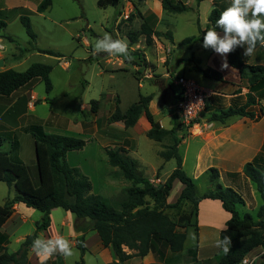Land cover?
Here are the masks:
<instances>
[{"label": "rangeland", "instance_id": "obj_1", "mask_svg": "<svg viewBox=\"0 0 264 264\" xmlns=\"http://www.w3.org/2000/svg\"><path fill=\"white\" fill-rule=\"evenodd\" d=\"M97 1L52 0L47 10L39 12L37 6L41 0H0L6 20V27L0 24L1 44L3 45L0 53L6 58L5 68L24 71L36 62L52 66L50 73L53 83L52 91L47 92L45 83L39 78L33 83L39 99L46 97L49 102L44 105L37 103V113L30 114L24 122L27 123L30 119L32 123L33 119H36L34 115L46 118L52 111L58 113L59 116H64L63 118L66 116L75 118V122L83 125L84 130L92 124L93 120H97L98 126L102 127L111 123L108 117L117 104L122 111H125L132 103L138 101L140 94H154L150 109L152 104V110H167L171 115L170 121L164 120V124L174 126L176 134L181 138L184 137L188 127L177 116L179 88L175 85L174 88L170 87L168 82L175 74H184L206 87L220 83L202 76L193 69L194 62L191 57L195 56L200 60L201 67L211 66L222 73L225 71L221 68L222 57L212 49L203 48V39L196 42L192 48L179 45L184 38L200 34L201 31L207 29L208 17L214 7L213 0H203L200 3L190 0L191 9L182 13H166L161 0H121L119 5H108L107 7L99 6ZM10 2L15 6L24 7L22 15L29 17L36 34L35 40H32L20 19V9L9 7ZM226 4L230 5L231 0ZM149 8L155 12L161 11L163 15H156ZM144 20H148L154 29L162 32L170 29L173 33V41L166 36H153L152 41L147 42L145 35L141 33ZM131 32L137 36V41H131L129 37ZM104 33L111 34L114 39H124L128 42L133 56L131 62L121 56H109L107 53L93 54L96 40ZM33 44L42 49L55 50L62 55L59 57L32 50ZM241 49L244 52L242 47ZM139 56L145 58L144 64H138ZM248 60L251 63L263 61L261 49L255 51L252 56H248ZM146 72H149L151 76L146 77ZM152 80H157L160 87L152 83ZM92 99H99L101 102L97 113L91 109ZM210 103L213 104L212 108L219 109L224 105L238 103V98H227L225 95L212 91L207 100L209 106ZM143 115L133 129H128L122 122L113 123V137L108 139H100L99 136H94L89 131L82 132L81 126L75 123L60 128L64 133H69L68 135L86 140L85 147L69 152L67 160L71 165L80 167L90 177L94 193L116 201L122 196L123 188L130 185L129 181L117 174L119 168L109 164L103 143H106L105 147L126 148L130 142L124 137H133V149L127 154L137 161L139 171L148 178H156L158 173L162 179H165L176 167L175 159L164 161L159 154L165 148L167 141H156L146 135L144 121L147 122V119L145 114ZM205 115H208V109ZM163 118L165 119V116H162ZM202 118L198 121L201 122ZM11 139H4L5 144L9 141L11 143ZM206 182L207 179L195 183L198 186V192L202 193L207 189ZM0 186L8 185L0 183ZM179 186L180 182L171 191L170 199L176 200L179 197L175 198ZM258 196L261 201L259 193ZM237 207L242 215L245 213L257 215V208L247 209L240 203ZM58 210L64 212L61 207H58ZM191 210L192 205L183 200L178 207L169 208L168 213L179 224H183L184 221L191 223L195 220L193 210ZM35 212L40 213L39 210ZM189 213L190 217L186 218ZM83 223L81 221L80 224L83 225ZM28 226L32 227L31 224H26L20 231H26ZM56 227L58 228L57 224ZM187 231L184 250L181 254L171 257L169 264L192 263L190 254L186 255V252L189 247L197 246L198 235L193 227H189ZM94 239L90 237L88 244L95 250ZM19 246L20 243L11 239L9 252L18 250ZM79 251L74 249L75 255L67 261L71 262L77 252L79 255ZM84 259L86 264H105L93 250L87 251ZM154 264L163 263L156 261Z\"/></svg>", "mask_w": 264, "mask_h": 264}, {"label": "trees", "instance_id": "obj_2", "mask_svg": "<svg viewBox=\"0 0 264 264\" xmlns=\"http://www.w3.org/2000/svg\"><path fill=\"white\" fill-rule=\"evenodd\" d=\"M196 1L200 3L203 0ZM228 1L213 0L214 7L209 14V26L206 30L216 26L220 12L229 6L226 4ZM161 2L166 13H182L191 9V6L182 0H161ZM97 3L101 7L117 6L121 0H98ZM51 4L52 0H41L37 10L44 12ZM20 19L32 40H35L36 34L32 29L29 17L21 15ZM206 30L184 38L179 45L192 48L196 42L203 39V33ZM216 30L222 32L220 28ZM141 33L145 35L147 42H151L153 36H166L173 41V33L170 29L165 32L154 29L148 20H144L142 23ZM129 37L131 41H137V36L134 33L131 32ZM31 49L59 57L62 55L52 49L39 48L35 44ZM260 49L263 61L255 63L249 62L248 56L243 55L241 47L228 54L229 65L239 71L240 78L249 91L245 94L244 102H240V97H236L238 103L224 105L219 109L216 108L217 110L212 108V102L210 106L207 104L202 114V117H206L207 121L226 123L230 117L236 115L246 116L250 119L256 118L257 113L252 110V107L259 105L260 100L264 98V46L258 44L255 51ZM191 60L194 62L193 69L202 76L217 81H226L220 70L211 66L201 67L200 60L195 56H192ZM140 63L144 64L145 58L139 56L138 64ZM51 71V65L41 62L31 64L24 71L12 68L0 70V95L8 96L37 78L45 83L46 91L50 92L53 89L50 78ZM152 83L158 84V81L152 80ZM168 83L170 87L174 88L172 80H169ZM153 97L154 94H140L138 101L132 103L125 111H122L117 104L108 120L109 122L122 121L125 127H131L137 123L142 114H145L150 123L146 135L156 141H167L165 148L159 154L165 161L175 159L176 167L164 181L155 183L139 171L137 161L127 154L126 148L106 147L109 163L118 167L117 174L130 182L129 186L123 188L122 196L116 201L94 193L90 177L80 167L73 166L68 162L67 153L69 151L81 150L85 147L86 140L81 137L47 132L40 124H31L27 127V131L33 136L35 143L37 184L30 176L29 167L17 155L0 150V182L14 187L16 190L14 196H7L0 203V264H32L28 257L32 242L38 237L39 231L50 226V213L58 207L70 211L78 219L84 220L80 228L83 232L92 229L98 233L101 245L110 247L119 260L114 264L123 263L133 256L143 257L150 251L154 252L160 261L166 262L168 251L180 253L184 250L188 228L193 227L197 231L199 203L206 198L219 200L223 208L230 214L226 221L228 230L220 232L219 238H223L225 235L230 236L231 249L226 255L221 250L217 255L216 264H239L244 256L256 247L264 249V172L254 162H247L243 168L244 174L256 185L262 198L256 216L250 213L243 215L240 213L237 204L242 203L241 196L234 189L224 188L219 183L217 168L211 167L208 170L209 180L213 186L205 192L199 193L195 182L183 168L182 156L179 151L182 138L176 134L174 126L168 129L163 127L159 120H156L150 109ZM177 97L179 102L180 95L178 94ZM100 103L99 99L90 101L94 113H97ZM207 109L208 115H205ZM260 112L264 115L262 107H260ZM177 116L179 117L178 114ZM18 145V140L15 138L13 149H17ZM176 179L183 184V189L177 200L170 203L168 197ZM183 200L192 205L194 222L184 221L183 224H179L168 213L169 208L178 207ZM18 202L39 210L42 217L36 224V230L26 236L19 249L9 252L7 249L9 238L2 231V227L12 215L14 206ZM190 215V213L187 214L186 218H189ZM181 227L182 229H180ZM77 247L81 256L73 264H86L84 254L87 248L83 236L77 238ZM126 248L132 252L128 253ZM196 251L197 246L187 250V253L193 256V261L189 264H197Z\"/></svg>", "mask_w": 264, "mask_h": 264}, {"label": "crops", "instance_id": "obj_3", "mask_svg": "<svg viewBox=\"0 0 264 264\" xmlns=\"http://www.w3.org/2000/svg\"><path fill=\"white\" fill-rule=\"evenodd\" d=\"M186 3L190 5V0H187ZM9 7L19 8L20 17L24 12L23 10H25L23 6H15V4L12 2L9 3ZM149 9L156 15H163V12L161 11L155 12L151 8ZM3 12V6H0V24L3 27H6V20L4 19ZM218 32L222 33L221 31ZM1 58L3 59L4 63L3 67H0V70L9 69L5 68L6 58L0 53V59ZM223 73L226 81H219L220 83L213 85L212 87H204L212 90L214 93L225 95L227 98L233 99L240 97V102H244L245 94L249 90L242 82L239 71L230 66L229 68H226ZM34 81L35 79L30 83L16 89L8 96L0 95V150L9 151L11 154L17 155L18 158H20L29 167L30 176L33 182L37 184L38 171L35 143L33 136L27 131V127L32 123H40L48 132L69 134L64 133V131H61L60 128L64 126L67 127L72 123L78 124V122H75V118L68 116L63 118L64 116H59L58 113H54L52 111H50L46 118L34 115L33 117L36 119H33L34 121H32V123L30 119L27 123L24 122L30 114L32 115L37 113V103L44 105L49 102L46 100V97H43L42 100L39 99L36 91L34 90ZM177 93L179 94V90ZM260 107L264 109V98L260 100L259 105H254L252 107V110L257 113L256 118L254 119H250L242 115H236L230 117L226 123H221L209 122L207 121L206 117H203L200 122L201 129L199 131H194L192 128L186 129L187 132L185 136L182 137L179 144L183 168L195 183L199 180L207 179L205 184H207L206 190H208L213 186L209 180L208 170L211 167L217 168L219 171V183L224 188L230 187L234 189L241 196L242 203L240 204H242L244 207L247 209L257 208V210L262 203V198L260 201L258 198L259 192L256 188V185L244 174L243 168L247 162H254L264 172V115L261 114ZM151 111L153 112L156 120H159L163 127L168 129L172 128V125L167 123L164 124V120L167 122L170 121L171 115L167 110H152L151 104ZM163 112L166 113L162 115L161 113ZM142 116L144 115L142 114L140 116L137 123L140 122ZM162 116H165V119H162ZM118 122L122 121L107 123L106 126L99 127L97 120H93L92 124H90V126L85 130L83 125H78L81 126L82 132L89 131L94 136H99L100 139H108L113 137L112 129L114 126L112 124ZM137 123L134 126L127 128L133 129L136 127ZM144 123V130L147 132V130L150 128V123L148 120L147 122L145 120ZM15 137L17 138L19 145L18 148L14 150L13 146H11V143H13ZM10 138H12L11 143L9 141L8 144H5L4 139ZM124 138L130 142V144L126 146L128 153L131 149H133L134 140L131 136H126ZM103 144L105 149L106 143ZM69 152L67 153V158ZM160 167H162V165ZM156 175V178L150 177V179L155 183L164 181L169 176L168 175L165 179H162L158 173ZM178 182L180 181L177 179L174 180L173 188ZM196 187L198 190L197 184ZM0 189H2L0 192V198H2V201H0V203H2L7 196H14L16 194L14 187L0 186ZM182 189L183 184L180 182V186L175 198L180 195ZM176 200L170 199L169 195L168 202L173 203ZM36 210L37 209L26 206L22 202L15 204L12 215L2 227V231L7 234L9 238L7 249L11 244V239H14L21 245L26 236L36 230V224L39 220H41L42 217V213L40 212L39 214H36ZM50 216V226L45 230L39 231L38 237L47 238L50 236L62 235L71 241L73 249L79 250L77 247V238L83 236L84 244L87 248L86 252L93 250L99 257L103 259L105 264H114L119 262L110 247H103L101 245L99 235L95 230L90 229L86 232H83L80 229L82 227L80 223L81 221L84 222V220L78 219L74 213L66 210H64V212H60L58 208H54L51 211ZM229 217L230 214L223 208L219 200L206 198L200 201L197 229L198 243L196 251V258L199 264H216L217 255L221 249L215 247V241L219 238V234L221 232L220 229L224 226ZM26 224H31L32 227L28 226L26 231L21 232V228ZM56 224L58 225V228L56 227ZM90 237L95 238V250L94 248L92 249L89 247L88 240ZM126 251L128 253L132 252L127 248ZM172 253L173 252L168 251L166 262L160 261L157 255L150 251L143 257L133 256L120 264H152V262L154 264L156 261L163 264H169L171 257H174V255L177 254L179 255L182 252ZM263 253L264 249L262 247H256L249 254H257L258 259L256 264H264ZM80 255L81 252L79 251V255L77 252L76 257L71 259V262L65 260L63 256L53 255L46 261V264H59V262L60 264H73L80 258ZM186 255L189 254L186 252ZM28 257L32 264H41L42 257H37V255L33 252L32 247L29 250ZM190 258V261H193L192 255H190ZM210 261L212 263H210Z\"/></svg>", "mask_w": 264, "mask_h": 264}, {"label": "clouds", "instance_id": "obj_4", "mask_svg": "<svg viewBox=\"0 0 264 264\" xmlns=\"http://www.w3.org/2000/svg\"><path fill=\"white\" fill-rule=\"evenodd\" d=\"M217 28L222 29V35ZM258 44L264 46V0H231V4L220 12L216 26L205 31L202 47L212 49L220 55L221 68L226 69L230 67L228 54L242 47L245 57L252 56ZM99 53L121 56L129 62L133 59L128 42L124 39H114L109 33H104L96 40L93 54ZM227 230L228 224L225 223L220 231ZM231 243V237L225 235L215 241V247L226 255L231 249ZM32 250L37 257H42L41 264H46L53 255L63 256L65 260L75 255L71 241L62 235L37 237L32 242Z\"/></svg>", "mask_w": 264, "mask_h": 264}, {"label": "built area", "instance_id": "obj_5", "mask_svg": "<svg viewBox=\"0 0 264 264\" xmlns=\"http://www.w3.org/2000/svg\"><path fill=\"white\" fill-rule=\"evenodd\" d=\"M1 40L2 38L0 37V48H3ZM145 76L150 77L151 75L149 72H146ZM172 82L179 88V118L188 128L199 131L201 127L198 120L202 118L212 90L207 89L195 79L189 78L184 74H175L172 78ZM257 259V254H247L239 264H256Z\"/></svg>", "mask_w": 264, "mask_h": 264}, {"label": "water", "instance_id": "obj_6", "mask_svg": "<svg viewBox=\"0 0 264 264\" xmlns=\"http://www.w3.org/2000/svg\"><path fill=\"white\" fill-rule=\"evenodd\" d=\"M3 63H4V61H3V59L1 58V59H0V67H3Z\"/></svg>", "mask_w": 264, "mask_h": 264}]
</instances>
